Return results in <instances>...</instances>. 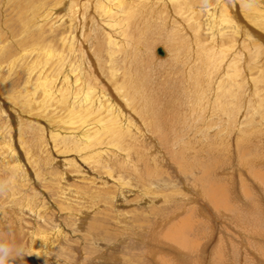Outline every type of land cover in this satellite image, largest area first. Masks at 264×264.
I'll return each instance as SVG.
<instances>
[{
	"label": "rangeland",
	"instance_id": "obj_1",
	"mask_svg": "<svg viewBox=\"0 0 264 264\" xmlns=\"http://www.w3.org/2000/svg\"><path fill=\"white\" fill-rule=\"evenodd\" d=\"M73 1L0 0L7 264H264V0Z\"/></svg>",
	"mask_w": 264,
	"mask_h": 264
},
{
	"label": "bare ground",
	"instance_id": "obj_2",
	"mask_svg": "<svg viewBox=\"0 0 264 264\" xmlns=\"http://www.w3.org/2000/svg\"><path fill=\"white\" fill-rule=\"evenodd\" d=\"M65 1H66V0H65ZM71 1H72V0H71ZM81 1H82V0H81ZM91 1H93V2L95 3V9H96V11H99L98 13L101 15L100 20H103L105 23L107 22L108 24H110V23H115V25H116V24H117V25H120V23L118 22V19L115 18L114 15L120 13L121 11H123V10H121V7H122L123 4H125V3H124L125 0H91ZM133 1H134V0H133ZM161 1H162V0H161ZM161 1H160V3H161ZM163 1H164V0H163ZM168 1H169V0H168ZM182 1H185V0H182ZM188 1H191V0H188ZM188 1L186 0V2H188ZM232 1H233V0H232ZM232 1H231V2H232ZM239 1H240V0H239ZM247 1H248V0H247ZM255 1H256V0H255ZM73 2H75V0H74ZM73 2H72V3H73ZM85 2H86V1H85ZM87 2H88V1H87ZM175 2H176V0H175ZM226 2H227V1H226ZM237 2H238V1H237ZM251 2H252V1H251ZM58 3H59V2H58ZM62 3H63V2H62ZM138 3H139V2H138ZM142 3H143V2H142ZM163 3H164V2H163ZM172 3H173V2H172ZM177 3H178V2H177ZM177 3H176V4H177ZM181 3H182V2H181ZM189 3H190V2H189ZM216 3H217V2H216ZM220 3H221V2H220ZM227 3H229V2H227ZM75 4H76V3H75ZM75 4H74V5H75ZM146 4H147V3H146ZM152 4H153V3H152ZM234 4H235V3H234ZM243 4H244V3H243ZM93 5H94V4H93ZM139 5H140V4H139ZM168 5H169V4H168ZM191 5H192V4H191ZM191 5H190V7H191ZM221 5H222V4H221ZM235 5H236V4H235ZM251 5H252V4H251ZM255 5H256V4H255ZM63 6H64V5H63ZM72 6H73V5H72ZM85 6H86V4H85ZM172 6H173V5H172ZM178 6H179V3H178ZM194 6H195V5H194ZM213 6H214V5H213ZM240 6H241V5H240ZM256 6H257V5H256ZM92 7H93V6H92ZM147 7H148V6H147ZM153 7H154V6H153ZM156 7H157V6H156ZM160 7H161V6H160ZM175 7H177V6H175ZM180 7H181V6H180ZM182 7H183V6H182ZM210 7H211V6H210ZM210 7H209V8H210ZM223 7H224V6H223ZM227 7H228V6H227ZM250 7H251V6H250ZM55 8H57V7H55ZM89 8H90V7H89ZM119 8H120V9H119ZM133 8H134V7H133ZM151 8H152V7H151ZM173 8H174V7H173ZM177 8H178V7H177ZM191 8H192V7H191ZM199 8H200V6H199ZM224 8H225V7H224ZM228 8H229V7H228ZM232 8H233V7H232ZM232 8H231V9H232ZM63 9L66 10V7H63V8H61L60 10L62 11ZM73 9H74V8H73ZM122 9H123V8H122ZM134 9H135V8H134ZM140 9H141V8H140ZM157 9H158V8H157ZM189 9H190V8H189ZM192 9H193V8H192ZM192 9H190L189 11H191ZM200 9H201V8H200ZM206 9H207V8H206ZM225 9H226V8H225ZM241 9H242V8H241ZM250 9H251V8H250ZM76 10H77V9H76ZM87 10H88V9H87ZM137 10H139V9H137ZM159 10H160V9H159ZM165 10H166V9H165ZM168 10H169V9H168ZM194 10H195V9H194ZM215 10H216V9H215ZM217 10H218V9H217ZM221 10H222V9H221ZM236 10H237V9H236ZM89 11H90V10H89ZM130 11H131V10H130ZM153 11H154V10H153ZM166 11H167V10H166ZM172 11H175V9H174V10L172 9ZM197 11H198V9L196 10V12H197ZM222 11H223V10H222ZM222 11H221V12H222ZM231 11H232V10H231ZM244 11H245V10H244ZM248 11H249V10H248ZM260 11H262V10H260ZM55 12H58V11H55ZM65 12H67V10H66ZM65 12H63V13H65ZM69 12H70V10H69ZM144 12H145V11H144ZM180 12H181V11H180ZM198 12H199V11H198ZM207 12H208V11H207ZM209 12H210V11H209ZM226 12H227V11H226ZM257 12H259V11L257 10ZM123 13H124V11H123ZM123 13H121V14H123ZM131 13H132V12H131ZM131 13H130V14H131ZM147 13H148V12H147ZM162 13H163V12H162ZM165 13H167V12H165ZM168 13H170V11H168ZM175 13H177V12L175 11ZM175 13H174V15H175ZM191 13H194V12L191 11ZM234 13H235V11H234ZM236 13H237V12H236ZM240 13H241V12H240ZM240 13H239V15H237V16H241ZM57 14H58V13H57ZM74 14H75V11H74ZM95 14H96V13H95ZM95 14H94V15H95ZM99 14H98V15H99ZM137 14H138V13H137ZM140 14H141V13H140ZM157 14H158V13H157ZM182 14L184 15V13H182ZM216 14H219V13H216ZM216 14H214V15H216ZM232 14H233V13H232ZM248 14H249V13H248ZM254 14H255V13H254ZM71 15H72V14H71ZM71 15H70V17H71ZM75 15H77V14H75ZM143 15H144V14H143ZM148 15H149V14H148ZM171 15H172V13H171ZM222 15H225V13L223 14V12H222ZM256 15H258V14H256ZM256 15H255V16H256ZM47 16H49V15H47ZM52 16H53V15H52ZM54 16H55V15H54ZM80 16H81V15H80ZM85 16H86V15H85ZM85 16H82L81 18L83 19ZM92 16H93V15H92ZM116 16H117V15H116ZM136 16H137V15H136ZM152 16H153V15H152ZM168 16L170 17L169 14H168ZM185 16H186V15H185ZM233 16H234V15H233ZM246 16H247V17H246ZM246 16H244V17L248 18V15H246ZM62 17H63V16H62ZM65 17H66V16H65ZM75 17H76V16H75ZM119 17H120V16H119ZM150 17H151V16H150ZM178 17H179V15H178ZM183 17H184V16H183ZM192 17H195V15H194V16L191 15L190 18L193 19ZM216 17H217V16H216ZM216 17H215V18H216ZM234 17H235V16H234ZM234 17H232V18H234ZM54 18H55V17H54ZM59 18H60V17H59ZM63 18H64V17H63ZM66 18H67V17H66ZM125 18H126V17H125ZM125 18H124V19H125ZM179 18H180V17H179ZM198 18H199V16H198ZM210 18H211V17H210ZM210 18L208 17V19H210ZM239 18H240V17H239ZM258 18H260V17H258ZM51 19H52V17H51ZM57 19H58V18H57ZM67 19H68V18H67ZM71 19H72V18H71ZM88 19H89V18H88ZM140 19H141V18H140ZM161 19H162V18H161ZM182 19H183V18H182ZM217 19H218V18H217ZM223 19H224V16H223ZM235 19H236V18H235ZM235 19H232V20H235ZM250 19H251V18H250ZM253 19H255V18H253ZM260 19H261V18H260ZM260 19H259V20H260ZM40 20H41V19H40ZM73 20H74V19H73ZM100 20H99V21H100ZM134 20H135V19H134ZM141 20H142V19H141ZM147 20H148V18H147ZM152 20H153V19H152ZM173 20H175V19H173ZM193 20H194V19H193ZM193 20H189V19H188V21H193ZM224 20H225V19H224ZM251 20H252V19H251ZM261 20H262V19H261ZM27 21H28V20H27ZM27 21H26V22H27ZM43 21H44V20H43ZM55 21H56V19H55ZM84 21H85V19H84ZM103 21H102V23H103ZM121 21H122V20H121ZM130 21H132V20H130ZM164 21H165V20H164ZM170 21H171V20H170ZM183 21H184V20H183ZM183 21H182V23H183ZM195 21H196V19H195ZM218 21H219V20H218ZM221 21H222V20H221ZM230 21H231V20H230ZM253 21H254V20H253ZM44 22H45V21H44ZM74 22H75V21H74ZM211 22H212V21H211ZM213 22H214V21H213ZM215 22H216V21H215ZM215 22H214V23H215ZM236 22H237V21H236ZM236 22H235V23H236ZM243 22H244V21H243ZM254 22H255V21H254ZM254 22H253V23H254ZM256 22H257V21H256ZM35 23H36V22H35ZM39 23H40V22H39ZM48 23H49V22H48ZM124 23H125V21H124ZM132 23H133V22H132ZM177 23H179V22H177ZM184 23H185V22H184ZM191 23H192V22H191ZM191 23L189 24V26H191ZM193 23H194V22H193ZM193 23H192V24H193ZM214 23H213V24H214ZM237 23H238V22H237ZM262 23H263V22H262ZM262 23H260L259 25H261ZM36 24H37V23H36ZM54 24H55V23H54ZM56 24H57V23H56ZM196 24H198V22H197ZM199 24H200V23H199ZM210 24H211V23H210ZM238 24H239V23H238ZM128 25H129V24H128ZM128 25H127V26H128ZM140 25H141V24H140ZM207 25H208V24H207ZM227 25H228V24H227ZM250 25H253V24L251 23ZM259 25H258V26H259ZM54 26H55V25H54ZM135 26H136V25H135ZM151 26H152V24H151ZM186 26H187V24H186ZM189 26H188V27H189ZM235 26H236V25H235ZM255 26H256V25H255ZM255 26H253V28H254ZM79 27H80V26H79ZM82 27H83V26H82ZM106 27H107V26H106ZM112 27H113V25H112ZM117 27H119V26H117ZM123 27H124V25H123ZM141 27H142V26H141ZM178 27H179V26H177V27L175 28V24H174V28H175V30H177ZM181 27L183 28L182 25H181ZM202 27H204V26H202ZM214 27H215V26H214ZM219 27H220V26H219ZM232 27H233V26H232ZM120 28H121V27H120ZM145 28H146V27H145ZM174 28H173V29H174ZM182 28H181V29H182ZM194 28H195V27H194ZM194 28H193V29H194ZM221 28H222V27H221ZM255 28H257V27H255ZM105 29H106V28H105ZM108 29H109V28H108ZM122 29H123V28H122ZM165 29H166V28H165ZM179 29H180V27H179ZM216 29H217V27H216ZM250 29H251V28H250ZM261 29H262V28H261ZM52 30H53V29H52ZM109 30H110V29H109ZM182 30H183V29H182ZM248 30H249V29H248ZM262 30H263V29H262ZM80 31L82 32V30H80ZM111 31H112V30H111ZM197 31H198V30H197ZM230 31H231V30H230ZM25 32H26V31H25ZM73 32H74V30H73ZM85 32H86V31H85ZM90 32H91V31H90ZM121 32H122V31H121ZM135 32H136V31H135ZM170 32H171V30H170ZM176 32H177V31H176ZM194 32H195V31H194ZM226 32H227V31H226ZM233 32H234V31H232L231 33H233ZM256 32H258V31L256 30ZM116 33H117V32H116ZM118 33H119V32H118ZM123 33H124V32H123ZM128 33H129V31H128ZM234 33H235V32H234ZM236 33H237V32H236ZM246 33H247V32H246ZM91 34H92V32H91ZM107 34H108V33H107ZM170 34H171V33H170ZM185 34H186V33H185ZM211 34H212V33H211ZM109 35H110V34H109ZM111 35H112V34H111ZM114 35H115V33H114ZM117 35H121V34H117ZM248 35H249V33H248ZM255 35H256V34H255ZM27 36H28V35H27ZM123 36L126 37V34L123 35ZM140 36H141V35H140ZM194 36H195V35H194ZM113 37H114V36H113ZM120 37H121V36H120ZM211 37H212V36H211ZM221 37H222V36H221ZM241 37H242V36H241ZM246 37H247V36H245V38H246ZM84 38H85V37H84ZM132 38H133V37H132ZM247 38H248V37H247ZM254 38H255V37H254ZM254 38H252V39H254ZM111 39H112V38H111ZM180 39H181V38H180ZM199 39H200V38H199ZM250 39H251V37L249 38V40H250ZM67 40H68V39H67ZM67 40H65V41H67ZM104 40H105V39H104ZM104 40H103V41H104ZM109 40H110V39H109ZM119 40H120V39H119ZM121 40H122L123 42L125 41L124 38H123V39L121 38ZM139 40H140V39H139ZM167 40H168V39H167ZM225 40H227V39H225ZM225 40H224V41H225ZM228 40L230 41L229 38H228ZM246 40L248 41V39H246ZM254 40H256V39H254ZM263 40H264V39H263ZM79 41H80V39H79ZM82 41H83V39H82ZM103 41H102V42H103ZM169 41H170V40H169ZM172 41H173V40H172ZM190 41H192V39H191ZM250 41H251V40H250ZM258 41H259V40H258ZM38 42H39V41H38ZM113 42H114V41H113ZM117 42H118V41H117ZM177 42H178V40H177ZM177 42H175V43H177ZM180 42H181V40H180ZM194 42H195V41H194ZM220 42H221V41H220ZM259 42H261V41H259ZM30 43H31V42H30ZM68 43H69V41H68ZM217 43H218V42H217ZM77 44H78V43H77ZM111 44H112V43H111ZM115 44H116V43H115ZM181 44H182V42H181ZM215 44H216V43H215ZM259 44H260V43H259ZM38 45H39V44H38ZM41 45H42V44H41ZM71 45H72V44H71ZM81 45H82V44H81ZM108 45H110V44L108 43ZM108 45H107V46H108ZM125 45H126V44H125ZM182 45H183V44H182ZM185 45H186V44H185ZM240 45H241V42H240ZM73 46H74V45H73ZM116 46H117V45H116ZM138 46H139V45H138ZM229 46H230V44H229ZM234 46H235V45H234ZM236 46H237V45H236ZM258 46H259V45H258ZM110 47H111V46H110ZM182 47H183V46H182ZM202 47H203V46H202ZM214 47H215V46H213V48H214ZM34 48H36V47H34ZM47 48H48V47H47ZM101 48H102V47H101ZM105 48H106V47H105ZM113 48H114V47H113ZM209 48H210V47H209ZM224 48H225V47H224ZM231 48H234V47L231 46ZM249 48H250V46H249ZM258 48H259V47H258ZM29 49H30V48H29ZM31 49H32V46H31ZM41 49H42V48H41ZM98 49H99V48H98ZM109 49H110V48H109ZM111 49H112V48H111ZM144 49H145V48H144ZM164 49H165V48H164ZM183 49H184V48H183ZM189 49H190V48H189ZM189 49H188V50H189ZM198 49H201V48H198ZM221 49H222V48H221ZM238 49H239V48H238ZM238 49H237V50H238ZM245 49H246V47H245ZM35 50H36V49H35ZM42 50H43V49H42ZM42 50H41V51H42ZM54 50H55V49H54ZM118 50H119V49H118ZM162 50H163V49H162ZM181 50H182V48H181ZM196 50H197V49H196ZM208 50H212V49L210 48V49H208ZM230 50H231V49H230ZM243 50H244V49H243ZM252 50L254 51L253 48H252ZM255 50H256V47H255ZM110 51H111V50H110ZM163 51H164V50H163ZM174 51H175V50H174ZM182 51H183V50H182ZM190 51H191V50H190ZM199 51H200V50H198V52H199ZM214 51H215L214 54H217L215 48H214ZM18 52H19V50H18ZM25 52H26V51H25ZM166 52H167V51H166ZM166 52L164 51L163 55H165ZM175 52H176V51H175ZM178 52H179V51H178ZM180 52H181V51H180ZM219 52H220V50H219ZM219 52H218V53H219ZM221 52H222V50H221ZM232 52H233V51H232ZM238 52H239V50H238ZM242 52H243V54H244V51H241V53H242ZM249 52H251V51L249 50ZM249 52H248V53H249ZM255 52H257V51H255ZM255 52H254V53H255ZM34 53H35V51H34ZM36 53H37V52H36ZM41 53H42V52H40V54H41ZM45 53H46L47 55H48V54L51 55L52 50L47 49V51H45ZM74 53H75V52H74ZM135 53H136V52H135ZM168 53H169V52H168ZM199 53H200V52H199ZM207 53H208V52H207ZM207 53H206V54H207ZM239 53H240V52H239ZM252 53H253V52H252ZM252 53H251V54H252ZM56 54H57V52H56ZM109 54H113V53H109ZM190 54H191V53H190ZM190 54H189V55H190ZM203 54H204V53H203ZM203 54H202V55H203ZM206 54H205V55H206ZM220 54H222V53H220ZM224 54H225V53H224ZM233 54H234V53H233ZM236 54H238V53H236ZM21 55H22V54H21ZM29 55H31V52H30ZM87 55H88V54H87ZM113 55H115V54H113ZM182 55H183V54H182ZM187 55H188V54H187ZM195 55H196V57L198 56L197 54H195ZM195 55H194V56H195ZM205 55H203V57H204ZM209 55H211V53H210ZM222 55H223V54H222ZM227 55H228V54H227ZM239 55H240V54H239ZM246 55H247V54H246ZM254 55L256 56V54H254ZM0 56H1V55H0ZM31 56H32V55H31ZM36 56H37V55H36ZM94 56H95V55H94ZM115 56H116V55H115ZM115 56H114V57H115ZM169 56H170V55H169ZM194 56H193V57H194ZM215 56H216V55H215ZM215 56L213 55V56H211V57H215ZM218 56H221V55H218ZM232 56H233V55H232ZM23 57H24V56H23ZM37 57H38V56H37ZM44 57H45V56H42V57H39V58H44ZM54 57H55V56H54ZM85 57H86V55H85ZM106 57H107V55H106ZM133 57H134V56H133ZM133 57H132V58H133ZM160 57H161V56H160ZM164 57H165V56H164ZM188 57H189V56H188ZM190 57H191V56H190ZM206 57H207V56H206ZM216 57H217V56H216ZM221 57H222V56H221ZM224 57H225V55H224ZM237 57H238V55H237ZM257 57H258V55H257ZM10 58H11V57H10ZM51 58H52V57H51ZM111 58H113V57H111ZM128 58H129V56H128ZM134 58H135V57H134ZM246 58H247V57H246ZM17 59H18V58H17ZM59 59H60V58H59ZM84 59H85V58H84ZM99 59H101V55H100V58H99ZM113 59H115V58H113ZM113 59H112V60H113ZM222 59H223V57H222L221 59L219 58L218 60H222ZM7 60H9V59H6V61H7ZM20 60H21V59H20ZM60 60H61V59H60ZM157 60H158V59H157ZM189 60H191V58H190ZM189 60H188V61H189ZM196 60H197V59H195V61H196ZM204 60H206V59L204 58ZM210 60L213 61L212 58H210ZM1 61H2V60H1ZM54 61H55V60H54ZM57 61H58V60H57ZM98 61H99V60H98ZM98 61H97V62H98ZM100 61H101V60H100ZM192 61H193V60H192ZM214 61H215V60H214ZM12 62H13V61H12ZM12 62H11V63H12ZM82 62H83V61H82ZM87 62H88V61H87ZM92 62H93V61H92ZM102 62H103V61H102ZM177 62H180V61H177ZM177 62H176V63H177ZM181 62H182V61H181ZM190 62H191V61H190ZM220 62H221V61H220ZM226 62H227V60H226ZM61 63H62V62H61ZM79 63H81V62H79ZM95 63H96V62H95ZM99 63H100V62H99ZM195 63H196V62H194V64H195ZM197 63H198V61H197ZM197 63H196V64H197ZM210 63H211V62H210ZM221 63H222V62H221ZM1 64H2V63H1ZM13 64H14V63H13ZM114 64H115V63H114ZM135 64H136V63H135ZM188 64H189V63H188ZM205 64H206V63H205ZM214 64H215V63H214ZM224 64H225V63H224ZM236 64H237V62H236ZM86 65H87V64H86ZM93 65H94V64H93ZM93 65H92V66H93ZM127 65H128V64H127ZM191 65H192V64H191ZM191 65H190V66H191ZM198 65H199V64H198ZM206 65H207V64H206ZM233 65H234V62H233ZM35 66H36V65H34V67H35ZM89 66H90V65H89ZM89 66H88V67H89ZM114 66H115V65H114ZM129 66L131 67V64H129ZM188 66H189V65H188ZM188 66H186V67H188ZM193 66H195V65H193ZM193 66H192V67H193ZM204 66H205V65H204ZM63 67H64V66H63ZM195 67H196V66H195ZM199 67H200V66H199ZM207 67H208V66H207ZM91 68H92V67H91ZM188 68H189V67H188ZM188 68H187V69H188ZM193 68H194V67H193ZM200 68H201V67H200ZM208 68H209V67H208ZM215 68H216V67H215ZM217 68H218V67H217ZM220 68H222V67L220 66ZM220 68H218V69H220ZM68 69H69V68H68ZM81 69H82V68H81ZM102 69H103V68H102ZM110 69H111V68H109V70H110ZM184 69H185V68H184ZM213 69H214V68H213ZM225 69H226V68H225ZM225 69H224V70H225ZM235 69H236V68H235ZM69 70H70V69H69ZM69 70H68V71H69ZM77 70H78V69H77ZM86 70H87V69H86ZM192 70H193V69H192ZM226 70H227V69H226ZM203 71H204V70H203ZM205 71H206V70H205ZM215 71H216V70H215ZM219 71L222 72L221 70H219ZM227 71H229V70H227ZM69 72H70V71H69ZM74 72H75V71H74ZM76 72H77V71H76ZM84 72H87V71H84ZM88 72H89V71H88ZM236 72H237V70H236ZM32 73H33V72H32ZM62 73H63V72H62ZM64 73H65V72H64ZM77 73H78V72H77ZM82 73H83V72H82ZM82 73H81V74H82ZM190 73H191V72H190ZM190 73H188V74H190ZM211 73H212V72H211ZM60 74H61V73H60ZM112 74H114V73H112ZM228 74H229V73H228ZM30 75L33 76V74H30ZM62 75H63V74H62ZM79 75H80V74H79ZM110 75H111V74H110ZM115 75H116V74H115ZM129 75H130V74H129ZM183 75H185V74H183ZM209 75H210V74H209ZM229 75H230V74H229ZM237 75H239V74H237ZM64 76H65V74H64ZM64 76H63V77H64ZM71 76H72V75H71ZM185 76H186V75H185ZM190 76H191V75H190ZM190 76H189V77H190ZM204 76H205V75H204ZM39 77H40V76H39ZM60 77H61V76H60ZM66 77H67V76H66ZM69 77H70V76H69ZM80 77H81V76H80ZM83 77H84V76H83ZM128 77H129V76H128ZM229 77H230V76H229ZM232 77H233V75H232ZM46 78H47V77H46ZM48 78H50V77H48ZM207 78H208V77H207ZM27 79H28V78H27ZM42 79H43V78H42ZM57 79H58V78H57ZM65 79H66V78H65ZM188 79H189V78H188ZM190 79H191V78H190ZM192 79H193V78H192ZM195 79H196V78H195ZM209 79H210V77H209ZM237 79H238V77L236 78V80H235V79H234V80L237 81ZM77 80H78V79H77ZM198 80H199V79H198ZM210 80H211V79H210ZM52 81H53V80H52ZM68 81H70V80H68ZM71 81H73V80H71ZM71 81H70V82H71ZM82 81H83V80H82ZM195 81H197V80H195ZM41 82H42V81H41ZM45 82H46V81H45ZM79 82H80V81H79ZM198 82H199V81H198ZM28 83H29V82H28ZM43 83H44V82H43ZM43 83H42V84H43ZM76 83H78V82H76ZM58 84H59V83H58ZM130 84H132V83H130ZM235 84H236V83H235ZM47 85H48V84H47ZM60 85H61V84H60ZM62 85H63V84H62ZM64 85H65V84H64ZM75 85H76V84H75ZM85 85H86V84H85ZM96 85H97V84H96ZM68 86H69V84H68ZM190 86H191V85H190ZM200 86H201V85H200ZM38 87H39V86H38ZM54 87H56V86H54ZM71 87H72V85H71ZM85 87H86V86H85ZM94 87H95V86H94ZM196 87H197V86H196ZM248 87H249V86H248ZM51 88H53V87H51ZM69 88H70V87H69ZM118 88H119V87H118ZM37 89H38V88H36V90H37ZM39 89H40V88H39ZM47 89H48V88L46 87L45 90H47ZM85 89H86V88H85ZM100 89H101V88H100ZM120 89H122V88H120ZM48 90H50V89H48ZM59 90H60V89H59ZM73 90H74V89H73ZM95 90H96V89H95ZM113 90H114V89H113ZM190 90H191V89H190ZM52 91H53V90H52ZM61 91H62V90H61ZM68 91H69V89H68ZM71 91H72V88H71ZM116 91H117V90H116ZM196 91H197V90H196ZM231 91H232V90H231ZM48 92H49V91H48ZM48 92L46 93L47 95H48ZM56 92H57V91H56ZM86 92H87V91H86ZM118 92L120 93V91H117V93H118ZM192 92H193V91H192ZM32 94H33V93H32ZM32 94H31V96H32ZM101 94H102V93H101ZM103 94H104V93H103ZM103 94H102V95H103ZM121 94L123 95L122 92H121ZM121 94H120V95H121ZM47 95H46V96H47ZM102 95H101V96H102ZM116 95H119V94H116ZM120 95H119V96H120ZM194 95H195V93H194ZM199 95H200V94H199ZM48 96H49V95H48ZM50 96H51V95H50ZM123 96L125 97V95H123ZM51 97H52V96H51ZM79 97H81V96L79 95ZM89 97H90V96H89ZM124 97H123V98H124ZM185 97H186V96H185ZM227 97H228V96H227ZM44 98H45V97H44ZM48 98H49V97H48ZM53 98H54V97H53ZM107 98H109V97H107ZM111 98H112V97H111ZM187 98H188V97H187ZM60 99H61V98H60ZM100 99H101V98H100ZM104 99H105V98H104ZM120 99H122V98L120 97ZM124 99H125V98H124ZM193 99H194V98H193ZM197 99H198V98H197ZM197 99H196V100H197ZM216 99H217V98H216ZM95 100H96V99H95ZM189 100H191V99H189ZM189 100L187 99V101H189ZM196 100H195V102H196ZM47 101H48V100H47ZM98 101H99V100H98ZM108 101L110 102V100H108ZM192 101H193V100H192ZM109 102H108V103H109ZM127 102H128V101H127ZM127 102H126V103H127ZM224 102H225V101H224ZM248 102H249V101H248ZM248 102H245V103H248ZM261 102H262V101H261ZM99 103H100V101H99ZM229 103H230V102H229ZM101 104H102V103H101ZM104 104H105V103H104ZM231 104H232V103H230V105H231ZM263 104H264V102H263ZM111 105H112V104H111ZM117 105H118V104H117ZM232 106H233V105H232ZM259 106H261V105H259ZM262 106H263V105H262ZM94 107H95V106H94ZM111 107H112V106H111ZM113 107H114V105H113ZM128 107H129V106H128ZM256 107H257V106H256ZM116 108H117V107H116ZM258 109H259V108H258ZM261 109H262V107H261ZM197 110H198V109H197ZM117 111H118V108H117ZM121 111H122V109H121ZM198 111H199V110H198ZM77 112H78V111H77ZM89 112H90V111H89ZM101 112H102V111H101ZM74 113H75V112H74ZM117 113H118V112H117ZM129 113H130V112H129ZM90 114H91V113H90ZM111 114H112V113H111ZM68 115H69V114H68ZM84 115H85V114H84ZM94 115H95V112H94ZM96 115H97V114H96ZM125 115H126V114H125ZM127 115H128V114H127ZM98 116H99V115H98ZM70 117H71V116H70ZM74 117H76V116L74 115ZM77 117H78V116H77ZM105 117H107V116H105ZM123 117H125V116H123ZM78 118H79V117H78ZM94 118H97V116H95ZM94 118H93V119H94ZM100 118H101V116H100ZM111 118H112V117H111ZM128 118H129V116H128ZM68 119H69V118H68ZM70 119H72V118H70ZM80 119H82V118L80 117ZM101 119H105V118H101ZM101 119H100V121H101ZM106 119L108 120V118H106ZM129 119H131V117H130ZM134 119H135V118H134ZM107 120H106V121H107ZM126 120H127V119H126ZM126 120H125V121H126ZM84 121H85V120H84ZM134 121H135V120H134ZM134 121H132V122H134ZM136 121H137V120H136ZM72 122H73V121H72ZM80 122H81V121H80ZM80 122H79V123H80ZM82 122H83V121H82ZM82 122H81V123H82ZM86 122H87V121H86ZM107 122H108V121H107ZM118 122H119V121H118ZM120 122H121V119H120ZM105 123H106V122H105ZM115 123H116V120H115V122H113V124L115 125ZM122 123H123V122H122ZM125 123H126V122H125ZM67 124H68V123H67ZM77 124H78V122H77ZM84 124H85V122H84ZM84 124H83V125H84ZM87 124H88V123H87ZM99 124H100V122H99ZM71 125H72V124H71ZM102 125H103V124H102ZM108 125H110V124H108ZM97 126H98V125H97ZM97 126H96V127H97ZM103 126H104V125H103ZM119 126H120V125H119ZM99 127H100V126H99ZM108 127H110V126H108ZM116 127H118V126L116 125ZM120 127H121V126H120ZM122 127H123V124H122ZM105 128H106V127H105ZM97 129H98V128H97ZM103 129H104V128H103ZM119 129H120V128H119ZM136 129H137V128H136ZM76 130H77V128H76ZM76 130H75V131H76ZM95 130H96V129H95ZM99 130H100V129H99ZM106 130H107V129H106ZM96 131H97V130H96ZM101 131H102V130H101ZM111 131H112V130H111ZM126 131H127V130H126ZM97 132H99V131H97ZM97 132H95V133H97ZM57 133H59V132H57ZM60 133H62V132H60ZM85 133H86V132H85ZM90 133H93V132H90ZM99 133H101V132H99ZM102 133H105V132L103 131ZM112 133H113V132H112ZM114 133H115V132H114ZM118 133L120 134V132H118ZM123 133H124V132H123ZM72 134H73V133H72ZM83 134H84V133H83ZM110 134H111V133H110ZM110 134H109V135H110ZM73 135H74V134H73ZM89 135H90V134H89ZM97 135H98V133H97ZM97 135H96V136H97ZM106 135H107V134H106ZM78 136H80V135H78ZM81 136H82V135H81ZM99 136L101 137V134H100ZM99 136H98V137H99ZM118 136H119V135H118ZM122 136H123V135H122ZM98 137H96V138H98ZM110 137H111V135H110ZM119 137H120V136H119ZM123 137H124V136H123ZM64 138H65V136H64ZM85 138H86V137H85ZM85 138H84V139H85ZM92 138H93V137H92ZM107 138H108V137H107ZM111 138H112V137H111ZM129 138H130V137H129ZM82 139H83V138H82ZM86 139L88 140L89 138L87 137ZM93 139H94V138H93ZM105 140H106V139H105ZM119 140H120V139H119ZM119 140H118V141H119ZM95 141H97V140H95ZM95 141H94V144H95ZM113 141H114V140L112 139L111 142H113ZM86 142H87V141H86ZM92 142H93V141H92ZM100 142H101V141H100ZM116 142H117V140H116ZM105 143H106V141H105ZM118 143H120V142H118ZM92 144H93V143H92ZM116 144H117V143H116ZM90 145H91V144H90ZM123 145H124V144H123ZM126 145H128L127 142H126ZM94 146H96V145H94ZM99 146H101V145H99ZM105 146H106V145H105ZM110 146H113V145H110ZM129 146H130V145H129ZM106 147H107V146H106ZM106 147H105V148H106ZM130 147H132V146H130ZM111 148H112V147H111ZM114 148H115V145H114ZM132 148H133V147H132ZM99 149H100V148H99ZM99 149H98V150H99ZM110 150H112V149H110ZM90 151H91V150H90ZM99 151H101V150H99ZM126 151H127V149H126ZM126 151H125V152H126ZM104 152H105V151H104ZM107 152H108V151H107ZM109 152H110V151H109ZM95 153H96V151H95ZM128 153H129V152H128ZM128 153H126V154H128ZM131 153H132V152H131ZM131 153H129V154L131 155ZM97 154H100V153L97 152ZM89 155H90V154H89ZM130 155H129V156H130ZM131 156H132V155H131ZM131 156L129 157L130 159H131ZM89 157H90V156H89ZM127 157H128V156H127ZM82 158H84V157H82ZM99 158H101V157L99 156ZM89 159H90V158H89ZM128 163H129V162H128ZM131 163H132V159H131ZM206 168H207V167H206ZM263 175H264V174H263ZM112 176H113V175H112ZM113 177H114V176H113ZM205 177H206V176H205ZM261 178H262L263 181H264V176H262ZM126 184L128 185L127 182H126ZM263 184H264V182H263ZM129 186H130V185H129ZM122 187H123V186H122ZM126 188H127V187H126ZM128 190H129V189H128ZM131 191H132V190H131ZM213 194H214V193H213ZM215 202H216V201H215ZM168 238H169V237H168ZM169 239H170V238H169ZM185 247H186V246H185Z\"/></svg>",
	"mask_w": 264,
	"mask_h": 264
},
{
	"label": "clouds",
	"instance_id": "obj_3",
	"mask_svg": "<svg viewBox=\"0 0 264 264\" xmlns=\"http://www.w3.org/2000/svg\"><path fill=\"white\" fill-rule=\"evenodd\" d=\"M14 247L8 242L0 241V264H7L14 257Z\"/></svg>",
	"mask_w": 264,
	"mask_h": 264
},
{
	"label": "water",
	"instance_id": "obj_4",
	"mask_svg": "<svg viewBox=\"0 0 264 264\" xmlns=\"http://www.w3.org/2000/svg\"><path fill=\"white\" fill-rule=\"evenodd\" d=\"M158 53H159L160 55H163L164 51H163L161 48H159V49H158Z\"/></svg>",
	"mask_w": 264,
	"mask_h": 264
}]
</instances>
